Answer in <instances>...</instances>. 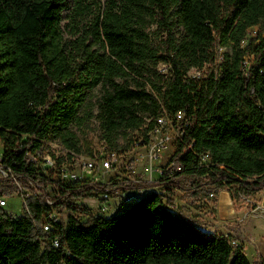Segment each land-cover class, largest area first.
<instances>
[{
    "label": "trees",
    "instance_id": "obj_1",
    "mask_svg": "<svg viewBox=\"0 0 264 264\" xmlns=\"http://www.w3.org/2000/svg\"><path fill=\"white\" fill-rule=\"evenodd\" d=\"M66 1L0 0L1 162L12 174L0 194L13 196L15 181L43 193L17 216L0 207V264H252L230 236L205 233L168 206L177 189H264V0H111L88 28L73 25L72 39L60 27ZM178 110L170 160L180 169L156 182L163 193L108 216L80 201L113 185L55 183L27 160L46 138L68 157L92 156L74 130L91 119L101 141L125 153L156 116ZM45 197L66 208V222L50 218Z\"/></svg>",
    "mask_w": 264,
    "mask_h": 264
},
{
    "label": "built area",
    "instance_id": "obj_2",
    "mask_svg": "<svg viewBox=\"0 0 264 264\" xmlns=\"http://www.w3.org/2000/svg\"><path fill=\"white\" fill-rule=\"evenodd\" d=\"M198 75L199 73L195 74V76ZM183 117L184 112L181 110L173 114L167 112L159 114L155 118L153 127L147 132V136L136 137L131 150L125 153L110 150L102 142L101 148L94 150L92 156L78 154L68 157L58 139L46 138L37 147L26 151L27 160L37 168L38 172L55 183L83 184L91 182L113 185L114 187L109 186L98 196L85 198L95 201L96 204L92 207L94 214L108 216L123 210L126 205L142 198L149 192H164L163 185L156 182L164 171L172 175L174 170L180 169V166H176V162L170 158L175 150L176 140L182 133L177 124L183 120ZM2 157L3 143L0 138V183L12 175L9 167L1 162ZM208 161L209 155L207 153L200 156L201 164H206ZM138 167L141 169V174L137 171ZM109 172L111 174L104 178ZM55 183L48 188L55 190ZM15 184L18 191L13 196L20 198L22 206L25 199L43 195L42 191L37 189L32 181H29L28 185H21L16 181ZM216 196V193L210 192L207 201L212 205ZM8 197L10 196L0 194V207L4 208ZM240 197L245 200L246 207H248L245 214L264 215V207L259 199L251 198L252 196ZM44 201L52 209L51 219L67 221L68 212L65 207L54 205L55 200L50 197H45ZM78 216L81 218L88 217V215L83 214ZM50 226V223H45L43 231L48 232ZM231 243L235 245V241H231ZM52 245L57 246L58 241L52 240Z\"/></svg>",
    "mask_w": 264,
    "mask_h": 264
},
{
    "label": "rangeland",
    "instance_id": "obj_3",
    "mask_svg": "<svg viewBox=\"0 0 264 264\" xmlns=\"http://www.w3.org/2000/svg\"><path fill=\"white\" fill-rule=\"evenodd\" d=\"M110 1L111 0H81V5L84 6L82 7L78 5L77 0H67L65 3L66 5L62 10L60 20V27L63 31L64 37L66 39L74 38L72 34L73 25H76L81 29H83V27L88 28L90 21L93 20L97 14H100V12L110 4ZM78 12L80 13L77 14ZM257 32V26L251 27L248 32V37L255 36ZM250 60V56L246 57V61L250 62ZM190 72V74L198 73L194 70H191ZM97 94L98 87L90 92V96H93V99H95L94 97H96ZM74 130L80 137L81 144L85 146L88 144L93 151L101 148L102 141L99 135L98 124L95 119H91L84 128ZM129 154L131 155V152ZM137 171L141 174L140 167L137 168ZM110 174L111 172L107 173L104 178L108 177ZM191 192L192 191L190 190L181 191L177 189L174 202L171 206H168V208L176 212L179 210L176 209V206H180V208L183 206L184 208L185 205L190 203L193 205L195 199L191 195ZM228 193L231 198V203L228 206L234 207L237 212V220L233 221L231 218L232 215L229 213H226V215L223 216L224 218L219 219L217 205L215 204V207L213 205H208L212 208L211 210L206 205V202H204V204L206 205L205 209L207 210L204 212V216L200 215L199 219L190 216H187V218L192 220L200 229H203L202 231L205 233L230 236V238L235 241L236 245L243 246L244 253L252 264H264V215L251 213L245 214V211L248 208L246 207L245 200L241 197L233 196L231 191H228ZM201 194L203 197H206L205 191ZM80 202L90 207H94L96 204L95 201L90 199H85V201L82 199ZM21 207L22 204L20 198L11 196L7 198L4 210H6L8 214L19 215L21 213ZM219 221L222 224H218Z\"/></svg>",
    "mask_w": 264,
    "mask_h": 264
},
{
    "label": "crops",
    "instance_id": "obj_4",
    "mask_svg": "<svg viewBox=\"0 0 264 264\" xmlns=\"http://www.w3.org/2000/svg\"><path fill=\"white\" fill-rule=\"evenodd\" d=\"M263 192H264V189L260 190L258 193H256L252 197L251 196L250 197L254 198V199H259L262 206L264 207V193ZM194 199H195V201H194L193 205L190 203L188 205H185L184 208H183V206L181 208H180V206H176V209H179L177 212L181 213L186 218H187V216H190V217L199 219L200 215L204 216V212H206V210H207V209H205V206L206 205L211 206L209 201H207L208 200L207 196L202 197V195H200L198 197H194ZM204 202H206V205L204 204ZM230 203H231V198H230L228 191L227 190H220L216 196V201L212 204L214 207H215V204L217 205V208H218L217 213H218L219 219L224 218L223 216L226 215V213L227 214L229 213L232 215L231 218L233 219V221L237 220L236 219V213L237 212L235 211L234 207L228 206ZM202 205L204 206V208ZM209 209L212 210V208H210V207H209ZM230 221H232V220H230ZM219 223L222 224L220 221L218 222V224ZM201 230H203V229H201Z\"/></svg>",
    "mask_w": 264,
    "mask_h": 264
}]
</instances>
